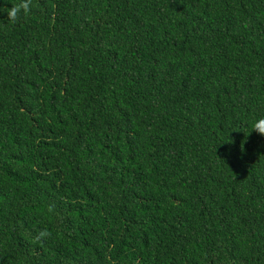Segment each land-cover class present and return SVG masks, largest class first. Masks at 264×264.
Here are the masks:
<instances>
[{
	"label": "trees",
	"instance_id": "obj_1",
	"mask_svg": "<svg viewBox=\"0 0 264 264\" xmlns=\"http://www.w3.org/2000/svg\"><path fill=\"white\" fill-rule=\"evenodd\" d=\"M262 117L264 0H0V264H264Z\"/></svg>",
	"mask_w": 264,
	"mask_h": 264
},
{
	"label": "clouds",
	"instance_id": "obj_2",
	"mask_svg": "<svg viewBox=\"0 0 264 264\" xmlns=\"http://www.w3.org/2000/svg\"><path fill=\"white\" fill-rule=\"evenodd\" d=\"M24 7H26V5ZM17 11L18 10L14 9L11 12L12 17L16 16ZM254 130L257 131L259 134L264 135V117H262V118H260V119L255 121Z\"/></svg>",
	"mask_w": 264,
	"mask_h": 264
}]
</instances>
